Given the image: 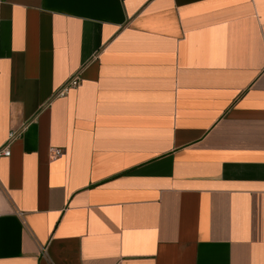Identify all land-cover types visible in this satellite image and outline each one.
<instances>
[{"label":"crops","instance_id":"1","mask_svg":"<svg viewBox=\"0 0 264 264\" xmlns=\"http://www.w3.org/2000/svg\"><path fill=\"white\" fill-rule=\"evenodd\" d=\"M14 131L0 264H264V0H0Z\"/></svg>","mask_w":264,"mask_h":264},{"label":"built area","instance_id":"2","mask_svg":"<svg viewBox=\"0 0 264 264\" xmlns=\"http://www.w3.org/2000/svg\"><path fill=\"white\" fill-rule=\"evenodd\" d=\"M79 85V79L77 76L73 77L72 79H70L63 87L62 89L59 91V93L57 94L58 97H62L67 95V93L72 90V89H76ZM23 131H14L13 133H11L9 139L7 140L6 143H4L3 145H0V159L1 158H9L11 157V144L12 141H14L16 138L20 137V135L22 134ZM53 157L57 158L60 157L62 152L59 150H55L52 151Z\"/></svg>","mask_w":264,"mask_h":264}]
</instances>
